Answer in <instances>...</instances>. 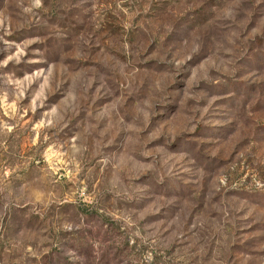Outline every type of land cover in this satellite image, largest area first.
<instances>
[{"label": "rangeland", "instance_id": "rangeland-1", "mask_svg": "<svg viewBox=\"0 0 264 264\" xmlns=\"http://www.w3.org/2000/svg\"><path fill=\"white\" fill-rule=\"evenodd\" d=\"M0 264H264V0H0Z\"/></svg>", "mask_w": 264, "mask_h": 264}]
</instances>
